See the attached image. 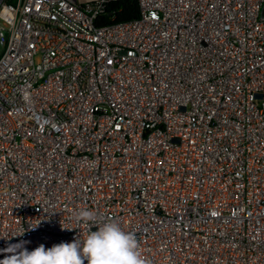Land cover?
<instances>
[{
  "label": "built area",
  "instance_id": "2783aa9c",
  "mask_svg": "<svg viewBox=\"0 0 264 264\" xmlns=\"http://www.w3.org/2000/svg\"><path fill=\"white\" fill-rule=\"evenodd\" d=\"M0 0V264H264V0Z\"/></svg>",
  "mask_w": 264,
  "mask_h": 264
},
{
  "label": "trees",
  "instance_id": "16d2710c",
  "mask_svg": "<svg viewBox=\"0 0 264 264\" xmlns=\"http://www.w3.org/2000/svg\"><path fill=\"white\" fill-rule=\"evenodd\" d=\"M12 2L13 0H7ZM139 14L137 0H112L106 4L105 9L100 13L96 20V25H103L112 22L126 21Z\"/></svg>",
  "mask_w": 264,
  "mask_h": 264
},
{
  "label": "rangeland",
  "instance_id": "374dc122",
  "mask_svg": "<svg viewBox=\"0 0 264 264\" xmlns=\"http://www.w3.org/2000/svg\"><path fill=\"white\" fill-rule=\"evenodd\" d=\"M1 47V46H0Z\"/></svg>",
  "mask_w": 264,
  "mask_h": 264
}]
</instances>
